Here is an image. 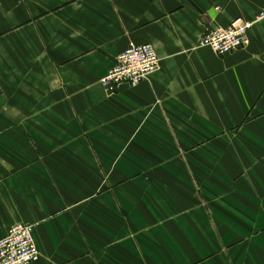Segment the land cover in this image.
Segmentation results:
<instances>
[{
    "label": "crops",
    "instance_id": "obj_1",
    "mask_svg": "<svg viewBox=\"0 0 264 264\" xmlns=\"http://www.w3.org/2000/svg\"><path fill=\"white\" fill-rule=\"evenodd\" d=\"M264 0H0V239L34 264H264ZM253 22L218 56L204 35ZM159 69L101 79L131 45Z\"/></svg>",
    "mask_w": 264,
    "mask_h": 264
},
{
    "label": "built area",
    "instance_id": "obj_2",
    "mask_svg": "<svg viewBox=\"0 0 264 264\" xmlns=\"http://www.w3.org/2000/svg\"><path fill=\"white\" fill-rule=\"evenodd\" d=\"M255 18V21L264 19V8ZM252 25L253 22L236 19L228 27L217 28L204 35L198 47L210 49L218 56L233 54L249 45L248 30ZM159 66L160 60L152 45H131L118 56L115 66L100 83L111 93L121 85L136 87ZM39 258L31 225H14L0 239V264H34Z\"/></svg>",
    "mask_w": 264,
    "mask_h": 264
}]
</instances>
